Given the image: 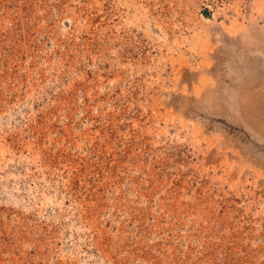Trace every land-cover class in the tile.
I'll list each match as a JSON object with an SVG mask.
<instances>
[{"label":"rangeland","instance_id":"1","mask_svg":"<svg viewBox=\"0 0 264 264\" xmlns=\"http://www.w3.org/2000/svg\"><path fill=\"white\" fill-rule=\"evenodd\" d=\"M0 264H264V0H0Z\"/></svg>","mask_w":264,"mask_h":264},{"label":"bare ground","instance_id":"2","mask_svg":"<svg viewBox=\"0 0 264 264\" xmlns=\"http://www.w3.org/2000/svg\"><path fill=\"white\" fill-rule=\"evenodd\" d=\"M234 102H235V99H234ZM239 104H241V102H240ZM243 104H246V103L243 102ZM252 124H253L254 126H257V127H258V124L254 123V122H252Z\"/></svg>","mask_w":264,"mask_h":264}]
</instances>
